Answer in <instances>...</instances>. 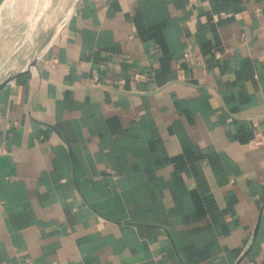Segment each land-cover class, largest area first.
<instances>
[{"label": "crops", "instance_id": "obj_1", "mask_svg": "<svg viewBox=\"0 0 264 264\" xmlns=\"http://www.w3.org/2000/svg\"><path fill=\"white\" fill-rule=\"evenodd\" d=\"M257 133L264 0H78L0 89V264H264Z\"/></svg>", "mask_w": 264, "mask_h": 264}, {"label": "rangeland", "instance_id": "obj_2", "mask_svg": "<svg viewBox=\"0 0 264 264\" xmlns=\"http://www.w3.org/2000/svg\"><path fill=\"white\" fill-rule=\"evenodd\" d=\"M73 2L18 0L14 11H3L0 25V82L42 55L44 48L59 33L69 17Z\"/></svg>", "mask_w": 264, "mask_h": 264}, {"label": "bare ground", "instance_id": "obj_3", "mask_svg": "<svg viewBox=\"0 0 264 264\" xmlns=\"http://www.w3.org/2000/svg\"><path fill=\"white\" fill-rule=\"evenodd\" d=\"M18 0H0V25L3 19V14L4 12H6L7 9L9 10H13L14 7H16L15 5L17 4ZM30 3V2H29ZM19 4V3H18ZM33 4V3H31ZM23 5V4H22ZM34 5V4H33ZM47 5V4H46ZM34 7V6H33ZM39 7V5H38ZM44 7V6H43ZM6 8V9H5ZM32 8V7H31ZM35 9V7H34ZM5 10V11H4ZM4 11V12H3ZM14 11V10H13ZM40 11V10H39ZM12 14V13H11ZM16 20V19H15ZM9 21V20H8ZM34 21V20H33ZM11 22V21H10ZM6 27V26H5ZM55 32V31H54ZM31 35V34H30ZM55 38V37H54ZM51 39V38H50ZM3 40V39H2ZM49 41V40H48ZM1 42V41H0ZM3 42V41H2ZM46 47V46H45ZM47 48V47H46ZM44 48V49H46ZM44 51V50H43ZM38 52V51H37ZM41 53V52H40ZM39 53V54H40ZM36 57V56H35ZM31 64V63H30Z\"/></svg>", "mask_w": 264, "mask_h": 264}, {"label": "water", "instance_id": "obj_4", "mask_svg": "<svg viewBox=\"0 0 264 264\" xmlns=\"http://www.w3.org/2000/svg\"><path fill=\"white\" fill-rule=\"evenodd\" d=\"M78 0H74L71 9H70V13L72 12L74 6L76 5ZM48 40V39H47ZM51 40V39H50ZM49 40V41H50ZM46 42V41H45ZM35 62V60L32 61L31 64H33ZM31 64H26L25 66H23L22 68H20L19 70H17L16 72H14L13 74L9 75L7 78H5L2 82H0V89L5 86L9 81H11L13 78H15L18 74H20L23 70L27 69Z\"/></svg>", "mask_w": 264, "mask_h": 264}, {"label": "built area", "instance_id": "obj_5", "mask_svg": "<svg viewBox=\"0 0 264 264\" xmlns=\"http://www.w3.org/2000/svg\"><path fill=\"white\" fill-rule=\"evenodd\" d=\"M142 76V74H140V73H137L136 74V77L138 78V77H141ZM116 83L119 85V86H123L124 85V79H119V80H117L116 81ZM263 139H264V137L260 134V133H257V134H255V136L251 139V143H254V144H260V143H262L263 142Z\"/></svg>", "mask_w": 264, "mask_h": 264}]
</instances>
